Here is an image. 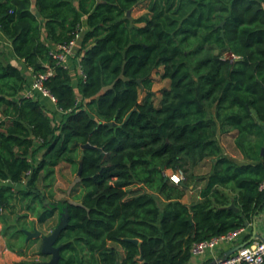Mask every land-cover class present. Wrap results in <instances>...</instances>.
Instances as JSON below:
<instances>
[{"label": "trees", "instance_id": "1", "mask_svg": "<svg viewBox=\"0 0 264 264\" xmlns=\"http://www.w3.org/2000/svg\"><path fill=\"white\" fill-rule=\"evenodd\" d=\"M140 4L0 0V31L16 58L0 45V179L9 181L0 185V234L10 250L26 255L18 243L24 229L34 231L23 221L30 213L32 226L55 215L38 182L64 161L77 172L83 161L82 194L65 201L60 264H187L195 242L264 210V0H147V12L132 17ZM78 33L83 75L75 85L52 52ZM21 62L33 74L53 70L45 85L61 120L40 94L25 95L31 81ZM156 71L170 82L158 103ZM219 130L236 131L250 163L223 155ZM206 160L213 168L201 200L187 204L202 177L192 170L194 183L176 185L167 171ZM137 184L147 189H131ZM19 205L25 214L13 219Z\"/></svg>", "mask_w": 264, "mask_h": 264}, {"label": "rangeland", "instance_id": "2", "mask_svg": "<svg viewBox=\"0 0 264 264\" xmlns=\"http://www.w3.org/2000/svg\"><path fill=\"white\" fill-rule=\"evenodd\" d=\"M134 12L136 14H134V16L132 15V17H134V18L139 17V16H137V10H135ZM132 13H133V10L131 11V14ZM8 44H9V42H7V45ZM78 47H76L77 52L75 53L76 55L72 59L73 60L72 62H74V64H76V63L79 64V59H78L79 58V56H78L79 55V51H78L79 49H78ZM4 50L6 53V57H8L7 56L9 54L8 53L9 52L8 47L4 46ZM78 69H80L79 66H78ZM78 69L77 68L75 70H74V68L71 69V70H73L72 73H73L75 85L77 82L76 77H79L80 73H81V72H78ZM153 78H154L153 91L156 92L155 98H156V102L158 103L162 97V93H161L162 89L168 87L170 82L167 79L161 78L160 71L159 72L156 71L153 74ZM80 151H81V148L79 149V151L77 153V159L80 156ZM43 153L44 152L42 150L37 152V154L35 156L37 161H40L42 159ZM181 168L184 171L185 180L189 179L190 176H188V175L192 173V170H194V175L202 177L195 182V184L197 186V185H202L204 183L203 178L208 176V173L210 172L211 165L209 162L205 161L202 164H200L199 166H197L195 169H193V167H191V165H189V166L185 165ZM187 168H188V171H186ZM169 172H170V169L167 171V173H169ZM194 180L195 179H191V177H190V183H194ZM27 181H28V178L25 180L24 184H22L19 187L20 188L26 187ZM42 182L44 183V187H43ZM79 183H80V178L78 176V172L76 171V167H75V165H73L72 163H70L68 161L61 162L55 168L54 175L50 176L48 179H42L41 178L39 180L38 187L42 191L41 194L44 197L45 205L47 207H57V211H56L55 215L52 218H50L49 220H47L45 223L35 222V224L32 226L30 224L31 221H36V220L30 219L31 216L34 217V215L31 213H30L29 217H27L26 219L23 220V221H25L26 227L28 226L30 229L34 228V231H40L42 233L40 237L33 238L34 242H31V243H30V241L27 242V241H25L24 238L19 241L18 247H21L25 250L24 251L26 253L25 256L27 257L28 261L40 259L41 261L48 262L52 258L50 255L45 256V255L41 254V251H42V248L44 245V237L50 235L52 233V231L57 226H59V224L63 221L64 213L66 211L65 201L66 200L75 201L77 199V197L82 194V188L79 185ZM131 189L146 190L147 186L143 185V184H137V185L132 186ZM189 191H190V189H188L186 191V194L188 195L189 199L196 200L198 194H200V188H197V192L194 194H189ZM160 198H161V196H160ZM161 199H163V198H161ZM17 214L18 215H24L25 214V210L23 208V205H19L18 207H16L15 214L12 215L13 219L16 218ZM15 224L16 223H14V225ZM19 226L20 225L18 224V227Z\"/></svg>", "mask_w": 264, "mask_h": 264}, {"label": "built area", "instance_id": "3", "mask_svg": "<svg viewBox=\"0 0 264 264\" xmlns=\"http://www.w3.org/2000/svg\"><path fill=\"white\" fill-rule=\"evenodd\" d=\"M79 38L80 33H78L75 38L57 45L56 50L52 52V55L58 64L69 67V63L76 55V47L79 45ZM52 74L53 70L51 68L44 73L34 74L31 84L26 87L24 91L25 95L34 96L35 92H39L43 96L50 98L52 102L56 103V97L45 85V81ZM29 174L30 172H28V175ZM167 175L173 184L180 185L185 181L184 171L180 168L170 170ZM8 182V180L0 179V185ZM260 190H264V181L260 184ZM252 229V222H249L247 225L225 234L195 242L191 248V254L192 256L215 255L216 250L225 245L230 249L228 253L220 257L214 256V259L210 264H264V235L261 236L262 238L256 237L250 243L230 253L231 249L248 241L252 237Z\"/></svg>", "mask_w": 264, "mask_h": 264}, {"label": "crops", "instance_id": "4", "mask_svg": "<svg viewBox=\"0 0 264 264\" xmlns=\"http://www.w3.org/2000/svg\"><path fill=\"white\" fill-rule=\"evenodd\" d=\"M146 1L147 0H140V2H141L140 6L134 7L132 9L133 10V13L131 15L134 16V14H136L134 12L135 10H137V16H140V15L145 14L147 12V9L144 6L146 4ZM34 2H35V0H33V3ZM33 10L35 11L34 4H33ZM86 27H87V23H86V20H84V23L82 25V28L85 29ZM7 42H9L8 45H7ZM50 44H52L51 41H50ZM0 45H1L2 48H4V46L5 47L6 46L8 47L10 60L16 59L14 57V55H13L11 41H9L1 31H0ZM54 48H55V45H54ZM72 61L73 60H71V62L69 64V67H68L70 69V71H71L72 76H73V73H72L73 70H71V69L72 68H74V70L76 68L78 69V66L80 67V69H78V72H81L80 75H83L82 74V70H81L82 68L80 66V62H79V64H77L76 62H75L76 64H74V62H72ZM20 67H23L24 68L27 76L29 77V80L32 81V78H33V75H34L33 72H32V69L26 67V65L23 62H21V66ZM35 94L38 95L40 93L39 92H35ZM38 96L41 98L42 103L51 112H54L56 114L57 119L58 120H61V118H62L61 117V110L57 107V104L54 103V102H52L50 100V98L45 97V96H43L41 94L38 95ZM235 136H236V131H233V132L228 133V134H223L219 130L218 135H217V138H218V142H219V144L221 146L223 155L226 156V157H228V158H231V159L235 160L236 162H238L240 164L250 163V161L248 159H246L243 156V154L236 147ZM42 151L44 152L45 150H42ZM206 161L209 162L210 165H211V168H210V172H211L212 171V168H213L212 160H206ZM199 179H197V180H199ZM206 179H207V177H204L203 178L204 183L202 185H197L196 186V184H192L189 187V189H190L189 194L196 193L197 192V188H200V191H201V189L204 188L205 185H206V182H207ZM43 187H44V183H43ZM200 200H201L200 194H198L196 200L189 199V197H188L187 194L183 198V201L185 203H187V204H191L193 202H198ZM30 219L31 220H36V217L35 216L34 217L31 216ZM251 222H252V225H253L254 216H253V219H252ZM1 228H2V224L0 223V231H1ZM256 228H257V234L263 236L264 235V210H262L260 213H257ZM253 230H254V228L252 229V233H253ZM15 250H16V248H15ZM229 250H230L229 247H227V246L224 245V246H221L219 249L216 250L215 255L192 256L191 260L187 264H210L213 261L214 256H217V257L224 256L225 254L228 253ZM20 261H28V259H27V257L25 255H20L17 252L10 250L7 247V241H6V239L0 234V264H17ZM28 262H42V263H45V261H41L40 259L31 260V261H28Z\"/></svg>", "mask_w": 264, "mask_h": 264}, {"label": "water", "instance_id": "5", "mask_svg": "<svg viewBox=\"0 0 264 264\" xmlns=\"http://www.w3.org/2000/svg\"><path fill=\"white\" fill-rule=\"evenodd\" d=\"M129 14H131V10L129 11ZM223 25H224V22L221 23V26H223ZM222 36L224 37V33H222ZM82 147H83V149H85V148H91V147H94V146L91 145V144H86V145H83ZM263 154H264V149H263ZM82 168H83V161L81 160L80 161V167H79L78 176H81V174H82ZM229 207L232 208V209L238 210V208L234 205V203H232ZM256 218H257V213H255V215H254V222H253V228H254V230H253L252 237L248 241H246V242H244V243H242L240 245H237L236 247H234L233 249H231L230 253L231 252H234L238 248L243 247L246 244L250 243L256 237L262 238L261 235L257 234ZM67 224H68V213H67V211H65V213H64V219L59 224V226H57L52 231V233L50 235L44 237V245H43V248H42V252L45 255H50L52 257L48 262H45L44 264H60V259H61L60 247L56 246V241H57V237L59 236L61 230L63 228H65ZM23 231L27 235V239H26L27 242L30 239L40 237L41 234H42L40 231H31V230H28V229H24Z\"/></svg>", "mask_w": 264, "mask_h": 264}]
</instances>
